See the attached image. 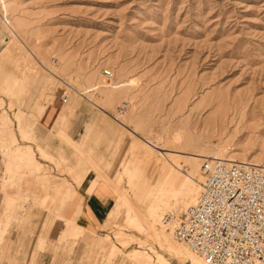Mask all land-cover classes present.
<instances>
[{"label": "rangeland", "instance_id": "1", "mask_svg": "<svg viewBox=\"0 0 264 264\" xmlns=\"http://www.w3.org/2000/svg\"><path fill=\"white\" fill-rule=\"evenodd\" d=\"M2 18L18 39L0 40L14 61L0 76L10 89L0 91V264H134L125 255L150 248L170 260L129 226L123 194L145 209L171 162L172 189L194 172L201 185L203 161L188 156L224 152L264 166V0H0L3 30ZM107 69L111 80L102 76ZM147 144L180 157H152ZM20 145H32L41 169L67 177L59 191L49 185L53 177L40 175L37 195L22 190L35 174L21 161L7 162V151ZM90 173L88 194L110 192L114 204L99 231L78 224L83 233L75 235L82 206L76 188ZM5 180L19 186L18 195L2 191ZM170 194L159 217L175 206ZM117 230L134 238L113 258L105 238Z\"/></svg>", "mask_w": 264, "mask_h": 264}, {"label": "built area", "instance_id": "2", "mask_svg": "<svg viewBox=\"0 0 264 264\" xmlns=\"http://www.w3.org/2000/svg\"><path fill=\"white\" fill-rule=\"evenodd\" d=\"M102 76L111 80L113 72L103 70ZM60 101L67 102L65 94ZM127 108L122 103L118 115ZM200 170L203 182L195 204L163 218L174 239L204 264L264 262V167L206 158Z\"/></svg>", "mask_w": 264, "mask_h": 264}, {"label": "bare ground", "instance_id": "3", "mask_svg": "<svg viewBox=\"0 0 264 264\" xmlns=\"http://www.w3.org/2000/svg\"><path fill=\"white\" fill-rule=\"evenodd\" d=\"M1 26H2L3 30L0 29V34H2L0 37V40L7 42V44L12 43L14 41V39L16 40V38H17V35H16L17 32H15L16 29H14L12 23L7 18H5V19L2 18V25ZM126 103L129 104V102H126ZM102 109H103V107H102ZM14 110H16L15 114H16L17 118H19V114H18L19 111H17V109H15V108H14ZM104 113H106V111ZM122 115H124V113ZM122 115H120V116H122ZM4 118H5L4 125L6 126L8 117H4ZM127 122H128V120H127ZM119 124H120V121H119ZM125 125H126V123H125ZM125 128H126V126H125ZM134 133H136V132H134ZM26 137H27V135H26ZM73 144L77 147V144L74 143V141H73ZM147 145H148L147 150L149 152L148 154H150V156H152V157L154 155H159V154L169 155V156H176V155L179 156V154H176V152L169 151V150H166L163 148L152 147L151 144L150 145L147 144ZM17 148H19L20 152L17 150H15V151L10 150L9 152L7 151V153H8L7 154V156H8L7 162L9 164H11V163L21 161V162H23L22 164H24V166L31 171V173L35 174V180L34 181H28V182L26 181V185L22 186L23 191L30 189L31 190L30 192H32V196H34L35 194L37 195L39 193V191H41V189H42L39 181L37 180V176H39V175L43 176L47 179L53 177V179L49 180L48 182H49V185L51 187L56 188L57 191L60 190V186L63 182L66 183L68 181L66 176L65 177L64 176H60V177L54 176V175H52V173L50 171L41 169V165L43 163L38 161V159L36 158V154L34 153V151L31 150V146L20 145ZM39 151L41 152V156L44 159L52 160V158H53L52 155L47 153V151H45L43 148H39ZM80 151H81L82 155L88 157L85 150L82 149ZM201 155L202 154H200L199 156H188V157L193 159L195 162L198 161L200 163L201 160L203 161L204 159H206V158H204V159L201 158ZM204 155H205V153H204ZM159 157H161V156L159 155ZM181 157H183V156H181ZM159 159L157 156H155L156 163L159 161ZM214 159H217V160H220L223 162L248 163V164H252L255 166H259V167H264L259 162H257L258 160L256 161L257 163H255L254 162L255 160H249L245 157H239V156H233V155L229 157L226 154H224V152L216 155ZM159 164H162V161H160ZM170 165L172 166L173 170L169 169ZM170 165H169V167L168 166L166 167V169L168 168V171H167L168 173L165 176V182L163 181V183H160V184L155 182V184L152 185L153 189L151 191H148V193L145 197V200H144V208L145 209L142 210V209L138 208L137 205L127 195L123 194V200L125 201L124 209L126 210L129 226L134 228L139 234L147 237L148 240H151L152 242L156 243L158 245V247L163 252H166L170 258V260H169V259L165 258L161 252L157 251L154 248H150L148 250L132 251L131 253L126 254L125 258L129 259L134 264H153L155 260H157L158 263H160V264H171V262H170L171 260L180 262L182 264H186V263L187 264H204L202 262V260L196 254H194L191 250H189V248H187L184 244H182V243H180L174 239L171 229H169L163 223L164 217L163 216L159 217V215L161 213H163V211H165L166 207L169 206V202H168L169 200L165 196L166 193H171L173 198H174L173 201H175V206H174V208H171V209H173V210H171V213H173L172 211H176V213H180L184 209H186L187 207L195 204V202L197 201V198L200 194V191H201V185L195 184L194 177L198 176V175H196L195 172L193 174L185 175V177L181 178L182 182H181V185L178 183L180 186V187L178 186L179 187L178 190L172 189L171 182L173 180L171 179V177L173 176L174 171L177 168H176L175 163L171 162ZM7 167H8V165H7ZM8 169H9V167H8ZM73 172H74L73 169L70 168V172H68V173L72 175ZM103 178H104V180L110 181L109 177L105 176ZM202 178L203 177L201 175V177H199L200 182L203 180ZM2 184H3L2 191L9 194V196L10 195L16 196V195H18L17 192H20L19 186L16 183H10V182L5 180ZM175 187L176 186H174L173 188H175ZM9 199H10V197H9ZM158 220H159V223L161 224L160 226L156 225V222ZM6 221H7V219H6ZM1 222H2V220H1ZM6 225H7V223H6ZM80 228H82V227H80L78 224H76L75 229L73 230V234L81 235L83 233V230ZM1 232H4V230H0V239H1V235H2ZM133 238H134L133 235H131L130 233H128L124 230L115 231L113 237H110L109 235H107V237L105 238V244H106L105 254H106V256L114 258L116 256V254L118 253V251H117L118 245L129 240V239L133 240ZM137 240L139 241V239H137ZM139 245L144 246V243L142 241H140ZM258 264H264V262H261Z\"/></svg>", "mask_w": 264, "mask_h": 264}, {"label": "crops", "instance_id": "4", "mask_svg": "<svg viewBox=\"0 0 264 264\" xmlns=\"http://www.w3.org/2000/svg\"><path fill=\"white\" fill-rule=\"evenodd\" d=\"M6 54L7 52L3 47L2 50H0V76L6 74L3 72V70L5 71V65L7 63L14 64V61L11 59V57ZM21 74L22 72L20 73L19 78H22ZM17 77L18 76H13V80H17ZM2 82L3 79H0V91H7V90L9 91L10 89L7 88L4 82L3 83ZM0 97H2L6 102L5 96L1 95ZM38 121H39V126L42 129L45 128L46 130H49L48 127H46V125L44 124L42 117H40ZM15 135L20 142L21 141L20 135L18 133H15ZM32 145L34 146V144ZM23 146H30V145H23ZM92 175L93 173L88 174V176L82 181L80 186L76 188V191L82 197L81 214L78 216L76 222L80 226L91 227L96 232L100 230L99 226L103 224L107 214L112 209L114 200L110 192H108V194L100 193L98 190L95 189L92 193L88 194L87 191L90 187V183L95 178V176ZM37 264H41V263L37 262Z\"/></svg>", "mask_w": 264, "mask_h": 264}, {"label": "water", "instance_id": "5", "mask_svg": "<svg viewBox=\"0 0 264 264\" xmlns=\"http://www.w3.org/2000/svg\"><path fill=\"white\" fill-rule=\"evenodd\" d=\"M2 34H0V37H1Z\"/></svg>", "mask_w": 264, "mask_h": 264}]
</instances>
